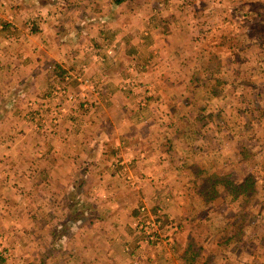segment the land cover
Listing matches in <instances>:
<instances>
[{
	"label": "crops",
	"instance_id": "0c3cea01",
	"mask_svg": "<svg viewBox=\"0 0 264 264\" xmlns=\"http://www.w3.org/2000/svg\"><path fill=\"white\" fill-rule=\"evenodd\" d=\"M129 1L106 0L94 8V0H26L19 6H9L15 18L0 24V48L2 45L8 48L0 54V155L16 153L19 156L23 152L24 171L36 166L33 171L39 167L41 174L55 168L57 175L51 174L45 182L40 177V184L47 185L56 180L55 186L61 184L66 189L65 195L67 191L71 196L68 204L73 207V211H61L57 205L55 215H49L53 219L51 225L47 213L38 217L33 208L25 212L30 221L25 224L28 229L19 240L25 241L28 249L26 258L14 260L16 264H22L21 261L25 264H193V242L185 239L187 232L184 230L175 235V240L157 244L146 243L137 237L133 223L138 216V206L161 199L168 201V212H177L170 206L171 201H179L177 197L160 194L159 188L182 184V162L188 160L187 153L194 148L192 141L191 144L185 142L187 139L200 140L195 151L206 150L210 140L221 145L231 140L235 143L233 152L224 150L223 146L215 151L223 156L230 152L233 156L253 153V143L248 148H242L241 144L251 132L247 130L248 126L253 125L255 129L257 123L250 118L248 124L247 115L241 110L250 115L251 102L254 105L256 100L264 97L262 38L246 35L241 44L227 42L230 47L236 46L231 53L220 33L222 40L215 47L210 46V40L202 36L201 29L209 21L202 13H194L195 0H157L158 6L163 8L174 3L173 14L164 17V9L156 8L162 14L159 18L143 23L135 19L131 26L123 25V29H118L119 21L112 19L110 12L123 3L127 10L133 9ZM252 1L238 0L236 9L242 14L239 19L244 23L252 20L243 14L250 10ZM24 9L27 17L21 14ZM121 11L125 12L124 9ZM91 17L94 18L89 19ZM102 17L106 18L103 24L91 21ZM211 23L209 25L213 27L215 23ZM91 25L96 28H90ZM10 26L19 30L3 33L1 28ZM85 44L93 51L101 50L100 54L91 58V52L84 50ZM106 44L114 45L115 54L102 64L101 55ZM80 45L85 46L78 54ZM224 55L232 66L238 67L236 74L218 70L216 76H206L202 64L222 60ZM79 59L90 66L87 73L95 82L84 84L74 77L69 89L78 91L77 95L79 91L83 96L86 92L89 101L60 102L65 108L58 105L61 110L56 111L55 119L59 120L44 119L46 124L57 123L54 130L35 133L36 138L49 141L38 147L40 163L29 162L32 159L33 115L30 117L22 109L14 108H32L33 102H26L27 95L33 92L42 95L52 90L50 80L57 78L58 70L71 73L72 65ZM244 63L246 68H241ZM132 65L139 80L135 88L125 83L131 77L128 68ZM164 65L171 66L168 71V76L172 77L170 81L161 79ZM181 85L184 86L180 88ZM169 87H172V95L177 97L165 95ZM196 88L204 93L201 104L194 98ZM8 91L14 94L5 95ZM206 98L216 102V108L209 109ZM165 103L170 110L163 106ZM230 109L231 121L222 116ZM195 119L201 123L199 129L192 126ZM258 124H262L263 132L257 136L264 134V120ZM202 144L205 147L197 149ZM18 166L19 163L15 171ZM121 166L124 171L120 172ZM263 169L261 172L264 173ZM89 171V176L84 178L85 172ZM247 176L240 181L232 180L238 183ZM29 186L33 187L32 179ZM28 191L26 196L32 198V192ZM38 218L37 225L42 231L39 235L34 232L37 226L33 223ZM60 233L64 237L69 235L68 243Z\"/></svg>",
	"mask_w": 264,
	"mask_h": 264
},
{
	"label": "rangeland",
	"instance_id": "374dc122",
	"mask_svg": "<svg viewBox=\"0 0 264 264\" xmlns=\"http://www.w3.org/2000/svg\"><path fill=\"white\" fill-rule=\"evenodd\" d=\"M22 1L24 2L26 0H0V24L9 22V20L15 18L14 12L9 8V6L16 4L19 6ZM102 1L104 2L106 0H94L93 7L95 8L99 5L101 6L102 3L100 2ZM201 1L202 0H195V4H193V10L194 13H197L198 15L202 13L204 15V19L210 23L212 22L211 24L215 23L213 25L214 28L210 27L209 22L204 23V26L201 28L203 31L202 36L210 40V46L212 47H215L217 42L222 40L219 38V34L221 33L229 51L232 53V49L234 48L235 50L236 46L230 47V44H235V42L241 44L244 40H246V35L256 36L258 38L260 32L264 30V24L261 26V28L256 27L253 29L248 28L251 25V27H253L252 20H249L245 23L240 21L239 17L242 14H239L236 9L239 3L238 0H221L219 3H216L218 2L217 0H206L204 1V4H202ZM88 2H92V0H88ZM254 3H256V6L260 7V5L264 4V0H253L252 4ZM82 4L84 5L85 3ZM129 5L131 8H134L127 10V5L124 6L123 3L121 6L117 7V9H113L110 12V17L119 21V25L117 26L118 29H123V25L131 26L135 23L133 22L135 19H140L143 23L145 20L153 21V18H159L162 16V14L156 11V8H160L161 10L164 9V17H169L170 14H173V10L176 9V5L174 3H169L165 6V8H163L164 6L159 7L157 0H130ZM216 7L220 9L214 10ZM239 8L242 9L241 6ZM121 9H124L125 12H122ZM136 11H138L137 15H135ZM21 14L23 17H27V12L25 9ZM179 15H181V12H179ZM92 18L94 17L89 19ZM102 18L91 21L93 23L97 21L99 24H103V21L106 18ZM122 18L124 19L121 20ZM79 22H82V20ZM114 22L116 23V21ZM99 24L97 26H100ZM92 27L96 28V26L91 25L90 28ZM1 30L3 33L8 34L10 32L14 33L16 30H19V28L16 29L10 26L8 28H1ZM216 31L218 32L217 35H215ZM227 37H230V40H227ZM227 42L230 44H227ZM85 45L79 46L78 54H81V51L84 48L83 46ZM262 45L263 54L261 57L264 58V43H262ZM76 46L78 45L76 44ZM114 49V45H105L102 50L104 54L101 55V58L104 59L101 61L102 64L107 63V58L115 54ZM5 50H8L7 46L3 47L2 45L0 48V54ZM84 50L85 52H91L90 57L97 55L98 53L100 54L101 52V50L93 51L87 45L85 46ZM257 50H260V45H257ZM220 51L221 49L219 48L218 53H220ZM86 54L87 53L84 55ZM81 57L82 56H80V58ZM229 57H231V55H229ZM227 60L228 58L225 57L217 62L212 61L210 64L203 63L201 68H205L204 70L206 71L204 72H206V76L209 75V77L216 76L218 70H224V72L230 71L236 74L238 67L232 66V63ZM89 67L90 66L84 64L79 59L78 61L74 62V65H72L73 72L71 71V73H66V71L60 68L58 70L60 75L57 73V78L55 79L52 77V80H50V84H52L50 86H53L52 90H48L42 95L40 94L41 92H33L30 94V96L27 95L26 102L28 100L29 101L27 103L33 102L32 108L23 106L14 108L18 110L22 109V111H25L30 117L31 114L33 115L34 122L32 124L34 135L32 140V153L30 155V158L32 159L28 160L29 162L40 163V153L38 154V147L41 145V143L44 146L45 141L46 143L49 141L36 138L35 133H51L54 130L57 124L55 122L59 120L57 117L55 119V115L57 114L56 111L61 110L58 108V105L59 107L65 108V106H61L62 103L60 102H63V100L70 102L74 101L75 99L89 101L86 92H84L85 95L83 96L81 94L82 92L79 91L81 94V97L79 98L80 94L77 95L78 93H76L78 91H72L69 89V86L71 85L70 81L73 83L74 81L72 80H74V77L81 83L94 84L95 81L91 80L87 73ZM166 67L167 66L164 65V68L162 69L164 72H162V80L165 78L168 80L169 78H172L171 76H168V71L171 69V66L168 65V67ZM241 68H246V64H242ZM128 71V75L131 74V77H128L129 79L127 78L125 83L130 84L133 86V88H135L139 84V80L136 77L137 75L135 66H130ZM165 73L167 74L165 75ZM62 75H64L65 78H63ZM183 86L184 85H181L180 88ZM171 89L172 87H169V89L167 88L165 95L170 94V98L177 97L176 95H172L173 91H170ZM7 94H14V92H5V95ZM54 95H57L56 98ZM169 97L166 98H168L167 100L170 102ZM194 98L198 104L202 103V100L204 99V93L202 89H195ZM210 99L206 98L207 101ZM214 101L217 100L215 99ZM208 102L209 109L216 108V102ZM163 106L167 107L168 110L171 108L170 106H166V103L163 104ZM198 108L199 107H197V109ZM226 108H228V106ZM6 109L10 110L9 107H6ZM222 116L225 119L230 118L231 121L232 109H230V111L226 110ZM48 117H51L55 122L46 124L44 119ZM221 118L222 117H220L219 120ZM192 126L199 129L201 123L195 119L192 121ZM254 132L256 137L259 133H262V125L256 124ZM21 140L18 139V141ZM255 140V137L250 139L254 146L252 150L253 153L250 152L249 154H245L244 152L236 156L231 155V152H233L235 149V143L231 140L224 141V145H221L214 140H210L211 143H209L207 149H203L202 151L194 150L196 143L200 142V140H195L194 138H192V140H185V142H189L190 144L192 141L194 148H191V152L187 153L189 156L187 157L188 160L182 162L183 164L181 163L182 166L184 165L182 170V172H184L182 184L178 187H175L174 185H167L166 188H159L160 194L171 195L170 197H172V194H174V197H177L179 200L178 202L175 200L170 202L171 209H175L177 212H168V201H162L161 199L158 201L155 199V201L151 203H142L137 208L138 216L135 220H137L141 214L139 209L144 206L146 211L148 210V212H151L155 217L154 219L160 222L159 233L157 234L156 239L154 241L151 240V242L148 243L157 244L166 240L173 241L175 240V235L177 234L178 236L181 230H184L187 232V238L185 239H187V241L190 240L193 242V246L191 247L194 252L191 254L192 256L194 254L192 261L193 264H264V211L263 214H259L262 209V202L257 203L256 206L254 203L255 197L248 198L247 196H241L240 198L232 199L228 196L227 190L225 189L228 175L231 179L240 181L250 173H255L256 176L258 171V175L260 174V165L264 164V144L262 142L256 143ZM221 146H223L224 150H229L231 152L223 156L220 152L215 151V149L221 148ZM200 147H205V145L202 144L197 149ZM22 154L23 152L21 155ZM21 155L18 156L16 153H13L12 155H0L1 159L3 157V159L0 161V254H2L4 257V260L0 261V264H16L14 261L16 258H26L25 251H27L28 248L24 244L25 241L21 242L19 240V237L24 236L25 229H28L25 224L30 221V218L26 216L25 212H28L33 208V210H36L34 212H38V217L42 213L43 215L44 213H47L46 217H48V220H50L49 224L51 225V223H53V219L51 218L52 216L49 215H55L58 209H61V211H73V207L68 204V200H72V198L71 196H68L67 191V196L65 195L64 190L66 189L61 187V184L60 186H55L56 180H51L52 182L47 185L46 183H44L42 186L40 184L41 178L45 182L49 179L48 177L51 174H53L52 176H56L57 170L54 168L49 170L50 173H47L46 171L41 172L40 174L39 167H37V171H33L36 167L34 166L32 167V170L27 169V171H24V156ZM50 157H48L49 163H52ZM18 163L20 167L18 166L19 168L17 171H15L16 164ZM9 165L12 167L10 168ZM118 171H124L122 166ZM89 173L90 171L85 172L83 175L84 178H87ZM29 174H31V177ZM215 174H217L219 177L221 176L220 178H222L224 181L221 180L216 182L214 180ZM29 178L32 179L33 187L29 186ZM257 182L258 188H256L255 183V189L260 193H264V187H262L264 186L263 172H261V176ZM115 189L118 191V188ZM212 189H215L217 193V196L214 198L211 197ZM28 190L32 192V198L26 196L25 192ZM174 191L176 192L171 193ZM59 199L61 201H58ZM90 202L92 203L93 199ZM66 219L68 220V218ZM39 222V218L34 219L33 222L34 226H37V229L34 231L37 233V235L42 233V231H40L38 228L39 225H37ZM43 222L45 223V220ZM48 228L49 234H51L52 228L50 226ZM133 228L138 235L137 237H140L141 241L146 242L143 235L135 228L134 223ZM44 231L45 228H43V232ZM60 235H62L64 242L68 243L70 238L69 235L65 234V237L63 236V233H60ZM58 241L62 242L60 240ZM5 249H7V251H4ZM196 250H198L197 253H195ZM21 263L25 264L22 261Z\"/></svg>",
	"mask_w": 264,
	"mask_h": 264
},
{
	"label": "trees",
	"instance_id": "16d2710c",
	"mask_svg": "<svg viewBox=\"0 0 264 264\" xmlns=\"http://www.w3.org/2000/svg\"><path fill=\"white\" fill-rule=\"evenodd\" d=\"M116 2H121L124 0H115ZM249 12V13H248ZM248 12L243 13L245 17H250L253 21V27H248V28H253L255 29L256 27L261 28V26L264 24V4L260 5V7L256 6V3L251 4V8ZM258 38H262V43H264V30H262V32H260V35L258 36ZM264 97H260L259 100H256V104L253 105V103L251 102V109L252 111L249 112L251 113L250 115L248 113H246L244 110H241V113L246 114L247 116L246 119H248L247 123L249 124V119H255L256 123L258 124L260 122V120H264V100H262ZM262 125V124H261ZM248 131H251L249 134H247V138L246 140L242 141V148L245 147H249L250 143H253L250 141V139H252L253 136H255L256 134L253 132L254 130V126L250 125L247 128ZM264 134H261L259 136L256 137L255 142L256 143H263L264 144ZM261 167L259 168L260 170V174L258 175V171H257V175L255 176V173L248 175L243 181L235 183L232 179H230L229 177L226 179V190L228 191V194L231 195L234 198H239V197H244L247 196L248 198H254V203L257 206V203H261L262 202V209L260 211L259 214H263L264 211V193H260L258 190L255 189V183L257 182L258 178L261 176V169L264 168V164L260 165ZM264 171V169H263ZM221 177V176H220ZM217 174L214 175V180L217 181H221L222 178H220ZM263 178H264V173H263ZM224 181V180H222ZM210 186V185H208ZM212 196L211 197H215L217 195L216 190L212 189ZM258 194V195H257ZM264 216V215H263ZM4 257L2 254H0V261H3Z\"/></svg>",
	"mask_w": 264,
	"mask_h": 264
},
{
	"label": "built area",
	"instance_id": "2783aa9c",
	"mask_svg": "<svg viewBox=\"0 0 264 264\" xmlns=\"http://www.w3.org/2000/svg\"><path fill=\"white\" fill-rule=\"evenodd\" d=\"M139 212L141 213L140 216L134 221L135 228L143 235L146 242L154 241L159 233L160 222L155 220L153 214L148 210L146 211L144 206L139 209Z\"/></svg>",
	"mask_w": 264,
	"mask_h": 264
}]
</instances>
